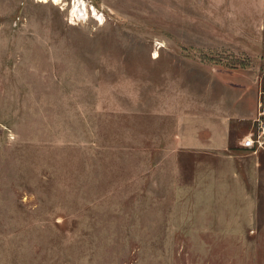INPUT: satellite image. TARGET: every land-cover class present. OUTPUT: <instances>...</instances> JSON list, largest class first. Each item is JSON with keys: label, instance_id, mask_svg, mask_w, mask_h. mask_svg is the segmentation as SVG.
I'll use <instances>...</instances> for the list:
<instances>
[{"label": "rangeland", "instance_id": "374dc122", "mask_svg": "<svg viewBox=\"0 0 264 264\" xmlns=\"http://www.w3.org/2000/svg\"><path fill=\"white\" fill-rule=\"evenodd\" d=\"M252 99L264 0H0V264H264Z\"/></svg>", "mask_w": 264, "mask_h": 264}, {"label": "crops", "instance_id": "0c3cea01", "mask_svg": "<svg viewBox=\"0 0 264 264\" xmlns=\"http://www.w3.org/2000/svg\"><path fill=\"white\" fill-rule=\"evenodd\" d=\"M254 106V102L253 99L251 102H249V104L246 107V113L244 115L242 114H236L241 116L244 119H249L250 125L247 128V130L244 131V134L241 136V138L239 139V141L245 136H248L252 130V120L256 117L257 112H258V104L255 108V110L253 109ZM209 120L211 122H214V118L210 117ZM205 129H207L206 131H208L210 133V137L212 138V140H208L207 143H205L204 141H202V139L200 138H191V139H186L185 141L182 140L183 144H189L192 146L197 147V150H201L203 149L202 146L205 144L207 150H218V151H224L227 153H229L230 151V147H229V138H230V125H228L226 123L225 126H216L213 123H210L209 126H207ZM241 145V144H240ZM242 146V145H241ZM243 147V146H242ZM245 148V147H244ZM247 150L251 155H252V162H254V168L253 171L256 173L254 176H250V177H255V180L258 178L260 171L262 170V162L264 160V149H259V150H252V149H244ZM229 156L231 157L232 155L229 153ZM231 169H230V175L231 177H239L238 174V170L236 165L231 164L230 165ZM255 180H253V184L255 186ZM260 182L256 181V185L259 186Z\"/></svg>", "mask_w": 264, "mask_h": 264}, {"label": "built area", "instance_id": "2783aa9c", "mask_svg": "<svg viewBox=\"0 0 264 264\" xmlns=\"http://www.w3.org/2000/svg\"><path fill=\"white\" fill-rule=\"evenodd\" d=\"M97 11L104 18L103 11H99L98 8ZM78 12L81 13L82 16H89V11L86 15L82 13L79 8ZM90 13L96 20L103 22L94 14L93 10L90 11ZM260 106L261 111L259 113V116L255 119L253 130L248 136L244 138L242 142L243 146L255 148V150L264 149V106L262 108V103L260 104Z\"/></svg>", "mask_w": 264, "mask_h": 264}, {"label": "bare ground", "instance_id": "6f19581e", "mask_svg": "<svg viewBox=\"0 0 264 264\" xmlns=\"http://www.w3.org/2000/svg\"><path fill=\"white\" fill-rule=\"evenodd\" d=\"M44 1H47V0H44ZM53 1H55L56 3H58V2H60L61 0H53ZM83 3H84V2H83ZM84 5H85V3L83 4V8L80 9V10H81L82 13H84V14L87 15L88 11H87V9L85 8L86 6H84ZM92 10H93L94 14H95L98 18H102V16H101L100 14H98L97 9H96L95 7H92V8H91V11H92Z\"/></svg>", "mask_w": 264, "mask_h": 264}]
</instances>
